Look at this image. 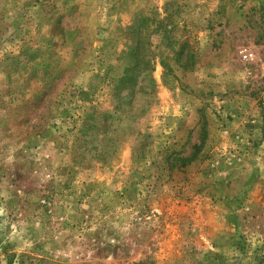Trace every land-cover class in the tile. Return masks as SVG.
Segmentation results:
<instances>
[{"label": "rangeland", "instance_id": "rangeland-1", "mask_svg": "<svg viewBox=\"0 0 264 264\" xmlns=\"http://www.w3.org/2000/svg\"><path fill=\"white\" fill-rule=\"evenodd\" d=\"M0 264H264V0H0Z\"/></svg>", "mask_w": 264, "mask_h": 264}, {"label": "trees", "instance_id": "trees-1", "mask_svg": "<svg viewBox=\"0 0 264 264\" xmlns=\"http://www.w3.org/2000/svg\"><path fill=\"white\" fill-rule=\"evenodd\" d=\"M197 147V150L193 153V155H191V156H187V157H182L181 159H180V163L179 164H174V166H186V165H188V164H190L194 159H195V157L197 156V154L200 152V149H201V146H196Z\"/></svg>", "mask_w": 264, "mask_h": 264}]
</instances>
